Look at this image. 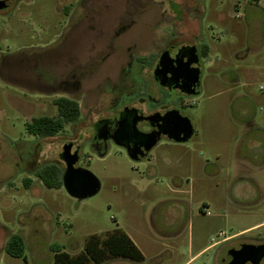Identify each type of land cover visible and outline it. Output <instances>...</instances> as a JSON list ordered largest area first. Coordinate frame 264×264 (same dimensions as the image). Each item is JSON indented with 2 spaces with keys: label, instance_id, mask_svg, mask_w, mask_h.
I'll list each match as a JSON object with an SVG mask.
<instances>
[{
  "label": "rangeland",
  "instance_id": "1",
  "mask_svg": "<svg viewBox=\"0 0 264 264\" xmlns=\"http://www.w3.org/2000/svg\"><path fill=\"white\" fill-rule=\"evenodd\" d=\"M103 2H110L111 13L103 11ZM92 4L100 7L101 25L157 27L149 53L171 40L173 29L180 40L195 41L199 90L176 98L179 110L192 119L194 134L182 143L161 139L140 162L113 143L103 159L83 150L79 166L98 179L100 189L76 200L63 186L45 187L35 171L49 163L64 167L58 157L61 147L86 130L88 119H95L94 101L108 89L107 76L115 78L111 68L108 73L101 66L85 79L80 119L46 138L28 134L26 124L30 117L56 116L51 98L18 113L0 86V264H52V245L75 255L88 236L104 238L116 229L144 260L113 258L101 264H184L215 242L188 264H224L230 249L264 243V224L257 225L264 221V168L250 170L252 162L264 166L255 149L257 141L264 143V10L251 0H17L10 20L21 25L9 36L10 25H0L5 32L0 47L14 55L44 47L61 32L66 9ZM205 47L207 57L201 55ZM23 91L22 103L31 100ZM30 150L35 169L27 164ZM240 154L245 168L239 167ZM12 235L23 239L26 262L4 251Z\"/></svg>",
  "mask_w": 264,
  "mask_h": 264
},
{
  "label": "flooded vegetation",
  "instance_id": "2",
  "mask_svg": "<svg viewBox=\"0 0 264 264\" xmlns=\"http://www.w3.org/2000/svg\"><path fill=\"white\" fill-rule=\"evenodd\" d=\"M16 2L17 0H11L8 7L0 10V25H10V31L6 32L8 36L15 33L17 25H21L14 18L10 20V11ZM96 2L97 0L95 4ZM108 4L103 2L102 9L109 14L111 6ZM79 6L64 11L65 21L61 32L44 47L15 55L7 54L0 47V83H7L0 86L7 89L6 93L9 92L10 104L20 113L22 107L31 108L44 97L51 98V106L56 110L57 102H72L77 106L79 116L64 127L75 124L81 117L86 96L85 79L99 72L101 66L106 67L108 73L112 70V75L114 74L115 78L112 80L110 74L107 76L108 89L94 101V108H97L95 119H88L84 132L63 143L58 157L64 167L57 165L61 173L63 174L66 164L60 155L65 151L77 158L74 168H80L83 150L103 159L112 143L128 156H133H129L130 160L140 162L146 159L158 141L169 140L167 135L170 134H181L188 124L186 118L194 134L193 121L179 110L182 104L176 103V98L195 95L199 90L198 84L195 94L190 92L196 56L200 64L195 41L192 38L180 40L173 29L170 32L172 39L162 48L149 53V40L154 31L158 30L157 27L101 25L99 6L93 5L87 9ZM5 18L8 20L3 21ZM139 30H143L141 36L138 35ZM4 35L5 32L0 30V41ZM204 50L203 48L201 55L207 57ZM118 79L121 80V86L118 85ZM22 89L25 90L23 94H27L31 100L22 103ZM33 118L37 117H30L28 122ZM149 135L156 136L158 140L146 152ZM34 144L32 142L30 147L35 151ZM31 150L27 153V164L35 169V152ZM84 159L90 161L91 157L85 156ZM259 244L264 243H254ZM229 261L230 257L224 264Z\"/></svg>",
  "mask_w": 264,
  "mask_h": 264
},
{
  "label": "trees",
  "instance_id": "3",
  "mask_svg": "<svg viewBox=\"0 0 264 264\" xmlns=\"http://www.w3.org/2000/svg\"><path fill=\"white\" fill-rule=\"evenodd\" d=\"M205 47L204 54H207ZM56 117H37L26 124L27 133L35 137H50L59 133L64 125L76 120L79 110L72 102L65 104L57 102ZM36 177L48 189L62 187L61 170L56 164H43L35 171ZM30 181L25 180V185ZM53 253L52 264H101L113 258H124L133 262L144 260L142 253L133 244L130 238L119 229L107 233L104 238L97 234L88 236L84 242L82 251L71 255L65 251L62 245L54 244L50 247ZM4 251L11 257L21 258L26 262L24 241L18 235L8 238Z\"/></svg>",
  "mask_w": 264,
  "mask_h": 264
},
{
  "label": "water",
  "instance_id": "4",
  "mask_svg": "<svg viewBox=\"0 0 264 264\" xmlns=\"http://www.w3.org/2000/svg\"><path fill=\"white\" fill-rule=\"evenodd\" d=\"M10 3L11 0H0V10L8 7ZM193 76L194 77L191 81V94H195L194 90L199 84L200 78V68L197 56L195 59ZM185 121L188 123L185 130L181 134L167 135L169 140L182 143L191 138L193 128L187 118ZM157 140V137L154 135L148 136L147 145L145 147L146 152L156 144ZM129 156L133 158V156ZM60 158L66 164V168L61 176L62 186L70 197L76 200H82L98 193L100 189L98 179L86 169L74 168V164L77 161V158H75L74 155L65 151L60 155ZM227 254L230 257V261L227 264H259L264 258V244L241 245L239 249H230Z\"/></svg>",
  "mask_w": 264,
  "mask_h": 264
},
{
  "label": "crops",
  "instance_id": "5",
  "mask_svg": "<svg viewBox=\"0 0 264 264\" xmlns=\"http://www.w3.org/2000/svg\"><path fill=\"white\" fill-rule=\"evenodd\" d=\"M263 43H264V42H263ZM207 49H208V51H207V55H208V53H209V48L207 47ZM250 50H251V49H248L247 52H250ZM255 149L257 150V153L259 154V155H258L259 157H260V156H261V157H262V156L264 157V143H263L262 141H257V142H256ZM238 160H239V167L245 168V166H244V164H243V163H245V162H244V159H243V154H240V155H239ZM246 160H247V159H246ZM252 166H253V167H252L253 169H250V168L248 167L251 171H255V170H257V169L260 170V169H263V168H264L263 165H261V164H256V163H254V162H252ZM262 167H263V168H262ZM261 224H264V221L261 222V223H259V224H257V225H261ZM257 225L250 226V227L245 228V229H243V230H241V231H239V232H237V233H235V234H232V235H230V236H228V237H225V238H223V240L220 241V243H224V242L228 241V239H230V238H232V237H235V236H237V235H239V234H241V233L248 232V231H250L251 229H253V228H254L255 226H257ZM216 244H218V242L212 243V244H210L209 246H207V247H205V248L199 250V251L196 252L193 256H191V258H190L186 263H184V264H188L191 260L198 258L199 256H201V255L203 254V252H204L208 247L215 246Z\"/></svg>",
  "mask_w": 264,
  "mask_h": 264
},
{
  "label": "built area",
  "instance_id": "6",
  "mask_svg": "<svg viewBox=\"0 0 264 264\" xmlns=\"http://www.w3.org/2000/svg\"><path fill=\"white\" fill-rule=\"evenodd\" d=\"M253 2H255L259 7H261L264 10V0H251ZM237 17H240L239 15H237Z\"/></svg>",
  "mask_w": 264,
  "mask_h": 264
}]
</instances>
